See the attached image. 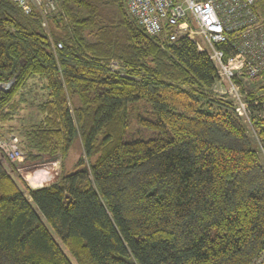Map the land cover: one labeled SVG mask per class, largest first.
Wrapping results in <instances>:
<instances>
[{"label":"trees","instance_id":"trees-1","mask_svg":"<svg viewBox=\"0 0 264 264\" xmlns=\"http://www.w3.org/2000/svg\"><path fill=\"white\" fill-rule=\"evenodd\" d=\"M54 1L47 34L0 0V135L37 78L20 146L61 161L57 182L31 190L0 152V264H253L264 119L254 141L214 96L208 55L185 38L161 46L123 0Z\"/></svg>","mask_w":264,"mask_h":264},{"label":"built area","instance_id":"built-area-1","mask_svg":"<svg viewBox=\"0 0 264 264\" xmlns=\"http://www.w3.org/2000/svg\"><path fill=\"white\" fill-rule=\"evenodd\" d=\"M12 1L25 15L37 14L48 34L47 18L56 12L54 0ZM123 2L128 14L161 46L185 38L208 55L216 71L214 96L228 101L244 125L253 131V124L264 119V6L260 0ZM55 48L61 45L52 44ZM0 152L29 189L47 186L37 188L28 180L33 172L25 167L31 163H25L26 155L15 136L0 137Z\"/></svg>","mask_w":264,"mask_h":264},{"label":"rangeland","instance_id":"rangeland-1","mask_svg":"<svg viewBox=\"0 0 264 264\" xmlns=\"http://www.w3.org/2000/svg\"><path fill=\"white\" fill-rule=\"evenodd\" d=\"M37 80H38L37 78L31 80L28 86L20 90V92L17 94L16 99L18 100L19 97H21L22 99L19 106L20 108L17 114L13 117V120L4 124V126L1 129L0 137H7L9 135L15 136L17 138L19 145H21V143L23 142L22 131L24 130V128L31 126L39 119V115L35 110V106L42 101L43 93L41 91V83ZM244 126L249 136L255 141V136H254L255 133L254 130L252 131L253 128L251 129L248 128L246 125ZM24 153L26 155V152ZM56 162L60 170L61 161L59 157L47 158L41 156L35 161H29L26 157L25 163L26 164L31 163V164L26 166L25 168L30 174L31 172H33L32 174L33 177H28V180L30 182H34L35 183L34 186L35 187L37 186V188L40 185L48 186L57 182L60 172L58 168L55 166ZM72 162H73L72 159L67 160V167L70 166ZM34 175L37 176L34 177ZM253 264H264V253L261 256H259L254 261Z\"/></svg>","mask_w":264,"mask_h":264},{"label":"crops","instance_id":"crops-1","mask_svg":"<svg viewBox=\"0 0 264 264\" xmlns=\"http://www.w3.org/2000/svg\"><path fill=\"white\" fill-rule=\"evenodd\" d=\"M20 102H21V97H19V99H18ZM55 166L58 168V170H59V167L57 166V162H56V164H55ZM59 172H60V170H59Z\"/></svg>","mask_w":264,"mask_h":264},{"label":"water","instance_id":"water-1","mask_svg":"<svg viewBox=\"0 0 264 264\" xmlns=\"http://www.w3.org/2000/svg\"><path fill=\"white\" fill-rule=\"evenodd\" d=\"M11 85V84H10Z\"/></svg>","mask_w":264,"mask_h":264}]
</instances>
